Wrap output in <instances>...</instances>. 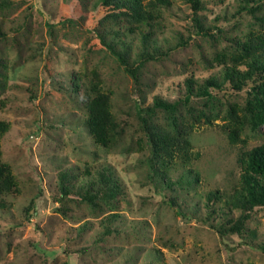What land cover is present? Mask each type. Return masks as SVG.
<instances>
[{
  "label": "rangeland",
  "instance_id": "rangeland-1",
  "mask_svg": "<svg viewBox=\"0 0 264 264\" xmlns=\"http://www.w3.org/2000/svg\"><path fill=\"white\" fill-rule=\"evenodd\" d=\"M171 2L152 37L159 50L136 82L100 42L106 10L93 2L85 9L77 0H0V120L10 126L0 150L15 181L0 196V264H264V207L253 211L242 235L217 231L224 214L239 215L229 202L243 172L238 157L264 143V126L245 127L236 144L224 129L227 108L243 118L252 84L213 89L219 118L196 123L187 154L168 168L154 159L149 139L173 125L167 112H149L154 100L183 99L189 78L220 77L210 62L253 19L239 14V0H203L198 13L185 0ZM110 25L118 31L120 22ZM117 36L107 41L131 44L135 60L142 34ZM95 74L118 124L108 149L86 125L85 89ZM205 104L194 97L177 117L191 118ZM103 170L121 194L112 204L91 205L81 188ZM214 191L221 196L216 204L208 202Z\"/></svg>",
  "mask_w": 264,
  "mask_h": 264
},
{
  "label": "trees",
  "instance_id": "trees-1",
  "mask_svg": "<svg viewBox=\"0 0 264 264\" xmlns=\"http://www.w3.org/2000/svg\"><path fill=\"white\" fill-rule=\"evenodd\" d=\"M197 13L204 8L203 0H185ZM239 14L246 12L251 14L253 22L250 29L244 34H239L232 39L230 48L216 54L210 62L211 67L218 65L221 69L220 77L212 76L203 83L194 78L185 81V96L173 103L160 98L154 100V105L149 112L156 110L167 112L173 120L170 130H157L150 132V143L154 159L161 167L168 168L177 156H185L187 149L191 147L190 135L196 123L203 121L206 125H212L213 120L218 119L217 112L222 109L215 103L216 94L214 90L223 89L226 84L235 90H242L250 83L252 87L249 92V100L245 107L241 108L243 118L238 115V109L234 106L227 108L224 114V129L231 143L241 141V134L245 127L259 130L264 126V13L261 8L264 0H239ZM93 2L96 10H106L100 19L105 26L106 34L97 32L102 45L108 49L119 60L125 71L137 82L139 72L146 63L154 58L159 49H154L152 37L155 35V26L162 18V10L169 8L171 0H77V4L87 9ZM197 20V19H195ZM120 22L118 31L113 29L110 23ZM109 26V30L108 27ZM119 30H122L121 32ZM204 31L200 27V32ZM220 32L222 30L220 29ZM141 33V51L132 60V45L123 44L122 41L113 39L107 41L108 34L119 38L121 34ZM205 36L214 38L215 35L204 31ZM81 80V79H79ZM79 83L76 88L79 87ZM86 125L92 135L94 142L104 148H110L115 141L118 124L111 111V97L102 88L98 74L86 84ZM205 99V106L191 110V118L179 119L177 113L181 106H190L193 98ZM192 107V106H190ZM189 107V108H190ZM196 112V113H195ZM7 122L0 120V140L9 130ZM242 168L239 188H235L230 195V208L239 211L238 217L233 220L227 214L217 231L221 236L242 235L246 231V224L251 220L256 208L264 207V143L250 150L243 151L237 160ZM165 175V174H164ZM166 177V175H165ZM66 179V176H63ZM14 178L9 168L2 162L0 150V196L10 194L14 189ZM14 186V187H13ZM68 189V188H67ZM64 187V194L69 193ZM82 200L91 205L104 201L112 204L121 194V188L116 179L103 170L99 173L98 181H90L80 191ZM220 191L210 192L208 202L220 201ZM212 203V204H213ZM209 206V204H208ZM216 214V210L210 213ZM213 218V217H212ZM211 218V220H212ZM214 221V220H213ZM216 228V227H215ZM110 233V231L106 232ZM264 252V245L260 247Z\"/></svg>",
  "mask_w": 264,
  "mask_h": 264
}]
</instances>
